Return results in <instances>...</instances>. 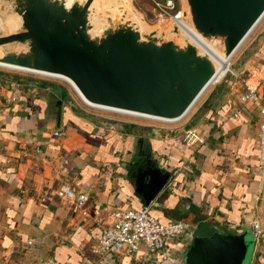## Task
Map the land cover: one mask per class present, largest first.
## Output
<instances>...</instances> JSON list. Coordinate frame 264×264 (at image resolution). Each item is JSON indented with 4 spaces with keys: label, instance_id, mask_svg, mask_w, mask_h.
<instances>
[{
    "label": "crops",
    "instance_id": "0c3cea01",
    "mask_svg": "<svg viewBox=\"0 0 264 264\" xmlns=\"http://www.w3.org/2000/svg\"><path fill=\"white\" fill-rule=\"evenodd\" d=\"M240 67L246 69L244 82L256 85L264 101V33ZM65 94L50 80L0 68V264H41L49 258L73 264L83 259L179 264L170 255L181 252L188 237L152 256L109 253L98 260L90 250L104 205H143L129 175L135 161L145 163L141 149L148 160L173 169L170 183L148 204L153 215L163 223L188 221L192 235L237 232L255 217L260 233L249 264H264V171L256 166L261 99L234 114L228 103L207 110L204 120L191 124L202 129L204 141L179 151L143 122L128 120L106 129L78 114ZM56 129L64 133L53 134ZM104 164L110 168L107 174L101 173ZM61 183L87 193L85 213L54 194Z\"/></svg>",
    "mask_w": 264,
    "mask_h": 264
},
{
    "label": "water",
    "instance_id": "95a60500",
    "mask_svg": "<svg viewBox=\"0 0 264 264\" xmlns=\"http://www.w3.org/2000/svg\"><path fill=\"white\" fill-rule=\"evenodd\" d=\"M179 1L187 30L148 24L130 0H0V64L66 77L91 107L175 121L213 77L211 53L230 56L264 14V0ZM134 164V194L148 205L173 169ZM253 242L246 228L194 233L182 264H249Z\"/></svg>",
    "mask_w": 264,
    "mask_h": 264
},
{
    "label": "built area",
    "instance_id": "2783aa9c",
    "mask_svg": "<svg viewBox=\"0 0 264 264\" xmlns=\"http://www.w3.org/2000/svg\"><path fill=\"white\" fill-rule=\"evenodd\" d=\"M144 19L147 22L152 23H157L162 20H168L183 28L184 30H187L181 22L179 0H152V19ZM263 29L264 28H261L260 31H262ZM228 64L226 67V71H228L230 74H234V72L229 68ZM27 73H29L36 79L48 80V77L52 76L33 71H27ZM242 85L243 89L238 94L239 105L242 106L250 102L258 104L261 98L259 96L256 85L247 84L246 82H243ZM238 109V107H235L232 113H236ZM135 116L149 121L171 122L141 115ZM142 124L153 128L155 131H162L164 132V135H169L168 138L170 139L171 144L178 149L195 148L200 145L205 139L202 129L197 125L182 126L178 130V132L175 133V127L151 124L148 122H143ZM109 128L110 127L106 129ZM63 133L64 131L62 130H53V134L55 135H62ZM256 147V166L260 169V171H264V115L257 125ZM103 166L104 167L101 169V173H109L110 168L107 166V164H104ZM169 183L170 182L168 180L163 185L162 189ZM54 194L59 198L68 201L74 206L79 207L81 212L85 213L83 204L88 197L86 192L78 190L72 185L61 183L54 188ZM103 210L104 217L103 223L100 227L99 236L96 242L90 246L91 252H93L97 256L98 260L105 259L106 255L109 253H118L133 257L135 254H137V252H140L141 255L152 256L156 255L159 251L164 249L169 243L184 241V239L187 237L191 239V223L181 219L163 223L150 212L148 205L133 207L130 205L112 206L107 204L103 206ZM249 229L252 233L253 240L256 241L259 236L260 229L258 221L255 217L250 220ZM41 264L73 263L69 261H59L49 258L42 261ZM78 264L93 263L90 259H83Z\"/></svg>",
    "mask_w": 264,
    "mask_h": 264
},
{
    "label": "rangeland",
    "instance_id": "374dc122",
    "mask_svg": "<svg viewBox=\"0 0 264 264\" xmlns=\"http://www.w3.org/2000/svg\"><path fill=\"white\" fill-rule=\"evenodd\" d=\"M130 1L140 11L141 15L144 18H148L149 20L152 19V0ZM148 24L154 23L148 22ZM261 28H264V14L231 54L228 66L234 72V74H230L228 71H226L227 64H225L214 81L209 83L203 89L189 111L182 118L171 122L149 121L128 113L88 106L83 103L79 95L67 81L53 76L48 77V80L65 88L67 92V94H65V101H67L78 114L95 122L96 124L102 125L104 128L110 127L112 129H116L119 127V125H123L122 123L128 122V120H133L137 122H148L151 124L175 127L176 129H178L183 126V124L187 125L188 123V125H191L193 123H197L200 119L204 120V112L209 109L213 110L214 108L220 107L225 103H228V105L230 104L231 108L238 107L239 109H241L242 106H240L238 103V94L243 89L242 84L245 81L246 69L243 70L240 66H243V64H245L248 59V54L255 48V46H257L258 40L260 39V37H262L264 29L260 31ZM0 68L11 70L12 72L19 74H29L27 73V71L21 69L3 66H0ZM261 100L263 101V98H261ZM255 104L256 103L250 102L244 104L243 107ZM159 132L160 135L164 136V132ZM165 136L168 137L169 135ZM176 149L178 150V148ZM183 149L186 150L187 148ZM183 149H179V151ZM246 229L250 231L249 227ZM170 256L173 257L174 261H179V264H182V252L175 251Z\"/></svg>",
    "mask_w": 264,
    "mask_h": 264
},
{
    "label": "bare ground",
    "instance_id": "6f19581e",
    "mask_svg": "<svg viewBox=\"0 0 264 264\" xmlns=\"http://www.w3.org/2000/svg\"><path fill=\"white\" fill-rule=\"evenodd\" d=\"M5 22H6V26L9 27V28H11V27L13 26V24H14V17H13V16H7L6 19H5ZM210 53H211V52H210ZM211 55L213 56V58L215 59V61H216V63H217V69H216V71H215L213 77H212L211 80L209 81V83L213 82L214 79L216 78V76H218L219 72H220V71L222 70V68L224 67V65L229 63V58H230V56H231V55H230V56H228L227 58H223V57H221L220 55L215 54L214 52L211 53ZM0 66L11 67V66H7V65L5 66V65H3V64H0ZM11 68H15V69H17L16 67H11ZM48 75H49V74H48ZM52 76L59 77V78L65 80V81H67L71 86H73L72 83L70 82V80L67 79L66 77H63V76H60V75H52ZM72 88H73V87H72ZM80 99H81V98H80ZM196 103H197V102H196ZM85 104H86V103H85ZM87 105H88V104H87ZM97 108H99V107H97ZM103 109H104V108H103ZM106 109H107V108H106ZM111 110H112V109H111ZM113 111L125 112V111H122V110H114V109H113ZM126 112H127V111H126ZM127 113H128V112H127Z\"/></svg>",
    "mask_w": 264,
    "mask_h": 264
},
{
    "label": "flooded vegetation",
    "instance_id": "af4514ba",
    "mask_svg": "<svg viewBox=\"0 0 264 264\" xmlns=\"http://www.w3.org/2000/svg\"><path fill=\"white\" fill-rule=\"evenodd\" d=\"M139 153L144 155L143 158L146 157V155H147V157H146L143 161H144V162L148 161V159H149L148 157H149V156H148L146 150L141 149V150L139 151ZM135 160H136V159H135ZM138 160H139V159H138ZM137 162H138V161H137Z\"/></svg>",
    "mask_w": 264,
    "mask_h": 264
},
{
    "label": "trees",
    "instance_id": "16d2710c",
    "mask_svg": "<svg viewBox=\"0 0 264 264\" xmlns=\"http://www.w3.org/2000/svg\"><path fill=\"white\" fill-rule=\"evenodd\" d=\"M223 233H226V232H223Z\"/></svg>",
    "mask_w": 264,
    "mask_h": 264
}]
</instances>
